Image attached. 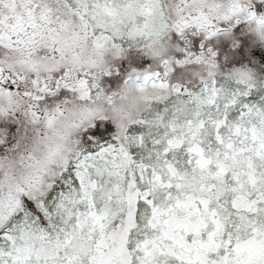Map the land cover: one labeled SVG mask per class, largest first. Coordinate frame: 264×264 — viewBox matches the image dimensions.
<instances>
[{
  "label": "snow or ice",
  "instance_id": "obj_1",
  "mask_svg": "<svg viewBox=\"0 0 264 264\" xmlns=\"http://www.w3.org/2000/svg\"><path fill=\"white\" fill-rule=\"evenodd\" d=\"M0 264H264V0H0Z\"/></svg>",
  "mask_w": 264,
  "mask_h": 264
},
{
  "label": "clouds",
  "instance_id": "obj_2",
  "mask_svg": "<svg viewBox=\"0 0 264 264\" xmlns=\"http://www.w3.org/2000/svg\"><path fill=\"white\" fill-rule=\"evenodd\" d=\"M124 89H125V91L128 92L130 100H132L135 103H139L140 102L139 96L133 94L136 91V89H137V85H136V83L134 81L124 85Z\"/></svg>",
  "mask_w": 264,
  "mask_h": 264
}]
</instances>
